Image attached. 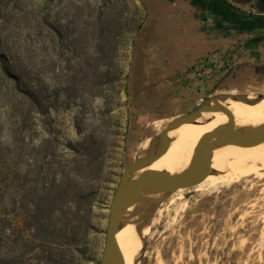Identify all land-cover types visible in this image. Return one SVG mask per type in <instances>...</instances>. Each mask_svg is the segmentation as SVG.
<instances>
[{"label": "rangeland", "instance_id": "374dc122", "mask_svg": "<svg viewBox=\"0 0 264 264\" xmlns=\"http://www.w3.org/2000/svg\"><path fill=\"white\" fill-rule=\"evenodd\" d=\"M227 1L264 15V0ZM99 12L114 22L116 40L101 39ZM145 16L143 0H0V61L17 59L36 101L18 105L9 131L0 98V264H100L121 172L142 141L205 100L166 106L148 97L151 59L136 45ZM102 44L120 48L116 58L102 59L96 51ZM241 93L256 99L264 85ZM84 138L102 151L104 164L94 177L108 179L94 180L83 203L89 228L72 221L67 239H59L45 220L38 234L31 202L36 160L47 150L54 155L47 159L63 165ZM212 181L152 207L139 264H264V175Z\"/></svg>", "mask_w": 264, "mask_h": 264}, {"label": "crops", "instance_id": "0c3cea01", "mask_svg": "<svg viewBox=\"0 0 264 264\" xmlns=\"http://www.w3.org/2000/svg\"><path fill=\"white\" fill-rule=\"evenodd\" d=\"M143 3L146 16L138 30L136 45L149 51L151 59L147 79L151 83L149 98L166 106L174 105V100L181 105L189 99L236 94L264 85V33L260 30H254L255 34L229 35L212 30L213 20L203 21L190 0H143ZM214 52L222 55L225 63L214 61L208 72L200 62Z\"/></svg>", "mask_w": 264, "mask_h": 264}, {"label": "trees", "instance_id": "16d2710c", "mask_svg": "<svg viewBox=\"0 0 264 264\" xmlns=\"http://www.w3.org/2000/svg\"><path fill=\"white\" fill-rule=\"evenodd\" d=\"M213 1L210 0L208 2L210 7L207 10L205 9V15L203 14V21L205 22L207 17L212 16L214 27L210 29L224 33V35H229L232 32H243L244 30L245 32L254 30L264 32V15L244 13L226 0ZM216 1L220 3V6H217ZM191 4L197 7V12L201 8L200 4L195 3V0H191ZM92 12L96 13L94 9ZM238 15L242 19L241 21H237ZM87 17L92 18L94 15L92 16L91 13ZM115 19V24L121 29L118 17ZM95 21L96 26L100 25L101 29L98 34L101 39L116 40L121 35L120 33H112L111 23L114 22H110L109 18L104 17L101 12L96 14ZM93 24L88 22L86 25L93 27ZM241 24L243 26H240ZM108 47L109 45L102 44L96 51L102 59L116 58L120 48L113 47L109 49ZM16 60L2 58L0 61V98L3 100L1 107L5 108L9 115V131H13L11 128L15 126L14 118L17 116L18 105L24 102L32 105L36 104L29 81L22 73L20 64ZM104 64L102 63V65ZM95 144L96 142L93 145L89 138L82 139V141L78 142L79 148L70 147L73 155L63 165H60L54 158L47 159L48 156H54L47 150L42 151L43 156L41 159L36 160V176L31 202L34 205L32 218L35 221V228L38 234L44 231L43 222L45 220L48 222L52 221L51 224L54 226L52 233L54 235L58 234L59 239H67L68 226L72 221L79 220L85 230L89 228L87 224L84 226L85 219L83 215L86 210L82 208L83 203L89 200L92 194L94 180L96 182L100 180L103 184L108 181L106 178L94 177L96 176L94 173L100 172L104 164L103 161H100L102 151Z\"/></svg>", "mask_w": 264, "mask_h": 264}, {"label": "water", "instance_id": "95a60500", "mask_svg": "<svg viewBox=\"0 0 264 264\" xmlns=\"http://www.w3.org/2000/svg\"><path fill=\"white\" fill-rule=\"evenodd\" d=\"M226 98L254 104L262 100L264 94L256 99H248V95L243 93H221L207 97L193 110L172 119L160 133L151 139L146 154L137 155L130 164L125 166L110 201L100 264H125L118 232L132 208L138 204L155 206L162 199L199 184L211 173V155L215 148L221 145H232L247 149L264 141V121L250 128L234 127L230 122L203 133L193 149L189 163L179 173L169 174L148 167L164 153L168 145L167 135L171 129L191 122L198 115L210 111L226 112L231 118L229 110L215 103L211 104ZM153 194H159V196L150 198L149 196Z\"/></svg>", "mask_w": 264, "mask_h": 264}, {"label": "bare ground", "instance_id": "6f19581e", "mask_svg": "<svg viewBox=\"0 0 264 264\" xmlns=\"http://www.w3.org/2000/svg\"><path fill=\"white\" fill-rule=\"evenodd\" d=\"M248 99L254 98L248 97ZM214 103L229 110L231 118L226 112L210 111L198 115L191 122L171 129L167 135L168 145L164 153L148 167L169 174L179 173L189 163L193 149L203 133L230 122L234 127L250 128L264 121V98L254 104L231 98L217 100L211 104ZM142 142L139 156L146 154L150 140L146 139ZM210 164L211 170L215 173H210L200 183L206 180L212 181V179H230L231 181L239 176L264 175L262 172L264 171V141L247 149L221 145L212 151ZM179 192H183V190ZM158 196L159 194H153L149 197L156 198ZM152 207L149 204H138L130 210L120 227L118 238L125 264H139L143 241L149 233L153 219L151 217Z\"/></svg>", "mask_w": 264, "mask_h": 264}, {"label": "flooded vegetation", "instance_id": "af4514ba", "mask_svg": "<svg viewBox=\"0 0 264 264\" xmlns=\"http://www.w3.org/2000/svg\"><path fill=\"white\" fill-rule=\"evenodd\" d=\"M191 1V0H190ZM210 0H195V3H197V4H200V7L201 8H199V11L197 12V14H199V17H203V14L205 15V9L207 10L208 9V7H210V5L208 4V2H209ZM213 2H215V0L213 1ZM216 3H217V1H216ZM216 5V4H215ZM217 6H220V3L218 2L217 3ZM195 8H196V10H197V7L196 6H194ZM213 7H215V6H213ZM224 16V15H223ZM231 18V17H230ZM229 18V19H230ZM227 19V18H226ZM241 21L242 19L240 18V16L238 15L237 16V21ZM208 21H212V16H210V18L209 17H207L206 18V22H208ZM242 23V22H241ZM240 26H243V24H241ZM243 32H245V30L243 31ZM248 32V31H247ZM249 33H254L255 34V31H252V32H249ZM264 33V32H263ZM257 34V33H256Z\"/></svg>", "mask_w": 264, "mask_h": 264}, {"label": "built area", "instance_id": "2783aa9c", "mask_svg": "<svg viewBox=\"0 0 264 264\" xmlns=\"http://www.w3.org/2000/svg\"><path fill=\"white\" fill-rule=\"evenodd\" d=\"M214 61H219L223 64L225 63L224 60L222 59V55L214 52L212 55H209L208 58L201 61L200 66L206 67V69H208L207 71L209 72V69H213Z\"/></svg>", "mask_w": 264, "mask_h": 264}]
</instances>
